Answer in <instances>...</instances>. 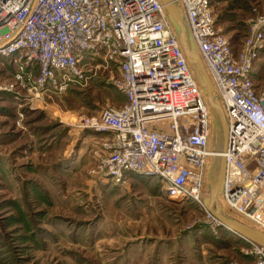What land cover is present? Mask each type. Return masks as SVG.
<instances>
[{"label": "built area", "instance_id": "2783aa9c", "mask_svg": "<svg viewBox=\"0 0 264 264\" xmlns=\"http://www.w3.org/2000/svg\"><path fill=\"white\" fill-rule=\"evenodd\" d=\"M171 1L211 75L226 149L210 150L209 103L160 0H0V60L17 67L0 92L39 102L109 73L126 103L81 124L113 137L97 156L100 173L116 183L131 173L156 177L167 199L194 204L222 227L207 208V165L225 158L221 198L264 230V93L252 79L262 34L235 50L211 0ZM247 241L264 264V245Z\"/></svg>", "mask_w": 264, "mask_h": 264}, {"label": "rangeland", "instance_id": "374dc122", "mask_svg": "<svg viewBox=\"0 0 264 264\" xmlns=\"http://www.w3.org/2000/svg\"><path fill=\"white\" fill-rule=\"evenodd\" d=\"M215 8L217 20L233 18L220 30L235 50L262 34L261 55L264 0H226ZM190 63L207 99L200 72ZM258 67L264 72V61ZM16 68L0 60L1 85ZM108 78L104 73L39 102L27 101L26 92H0V264H255L248 241H233L197 206L167 199L156 177L131 173L116 183L100 173L97 156L113 137L81 124L103 106L126 103ZM208 106L210 148L221 150L226 134ZM221 162L208 161L210 191ZM214 209L249 222L226 206L221 193Z\"/></svg>", "mask_w": 264, "mask_h": 264}, {"label": "water", "instance_id": "95a60500", "mask_svg": "<svg viewBox=\"0 0 264 264\" xmlns=\"http://www.w3.org/2000/svg\"><path fill=\"white\" fill-rule=\"evenodd\" d=\"M163 6L165 7L166 14H167V22L168 25L173 33V35L177 38L180 47L182 48L186 59L188 63H193L195 66H197V69L200 72V75L206 83V90H207V101L210 103V105L219 113V116L221 118V123L223 125L224 132L228 134V126L226 123L225 115L222 112V109L220 107V104L217 102L215 96H214V90L212 87V84L210 83L207 71L205 67L202 64V61L200 59V56L198 54L197 48L192 41L190 35L188 34L187 28L184 25L183 17L181 14L180 9L172 3L171 0H160ZM177 21L179 22L177 24ZM185 30V32H184ZM184 32L185 36V43L183 41V36L181 35V32ZM190 63V64H191ZM225 149H226V143H225ZM225 169H226V159L223 158L221 162V172L218 179V182L216 183L215 187L213 188L212 193H209L208 199H207V208L214 214V216L221 222L222 227L229 228L230 230L234 231L236 234L240 235L241 237L245 238L246 240L257 242L264 245V235L261 233H258L256 231L250 230L248 228H245L243 226H240L236 223H234L231 219L226 218L223 216L219 211H216L214 209L215 202L217 200V195L222 191L223 187V181L225 177ZM174 201V200H170Z\"/></svg>", "mask_w": 264, "mask_h": 264}, {"label": "crops", "instance_id": "0c3cea01", "mask_svg": "<svg viewBox=\"0 0 264 264\" xmlns=\"http://www.w3.org/2000/svg\"><path fill=\"white\" fill-rule=\"evenodd\" d=\"M215 1H216V3H214V0H211L212 4L214 6H216L217 4H220V1L223 2L226 0H219V1L215 0ZM240 8H241L240 10H242V7H240ZM221 16H223V15H221ZM217 21H218L217 26L220 29V25H222V23H225L227 21H233V18L230 20V19H227L226 17H220V19ZM228 37L231 39V37L229 35H228ZM261 61H264V49L262 50L261 55H260L258 61L256 62L254 69H253V72H252V79L255 83V87H256L258 92H262L264 90V72H262L258 69L259 68L258 66L260 65ZM189 204H192V203H189ZM220 230H224L227 233L228 237H231L233 241H237V242L241 241L240 243H243V244L245 243L243 240L240 239V238H242V239H245V238L236 234L234 231L230 230L229 228L223 227Z\"/></svg>", "mask_w": 264, "mask_h": 264}, {"label": "bare ground", "instance_id": "6f19581e", "mask_svg": "<svg viewBox=\"0 0 264 264\" xmlns=\"http://www.w3.org/2000/svg\"><path fill=\"white\" fill-rule=\"evenodd\" d=\"M185 25V24H184ZM181 35H182V32H181ZM183 36V35H182ZM184 40V39H183ZM199 54V53H198ZM200 56V55H199ZM200 59H201V57H200ZM201 61H202V59H201ZM202 64H203V66L205 67V65H204V63H203V61H202ZM206 69V68H205ZM207 71V70H206ZM207 74H208V77H209V80H210V83L212 84V87H213V90H214V96H215V98H216V100H217V102L219 103V100H218V97H217V93L215 92V89H214V86H213V82H212V79H211V75H210V73L207 71ZM205 84V87H206V83H204ZM220 104V103H219ZM212 107V106H211ZM220 107H221V104H220ZM213 108V107H212ZM221 109H222V107H221ZM213 110L215 111V113H217L218 115H219V113L213 108ZM222 112H223V109H222ZM210 117H211V114H210ZM219 118H220V116H219ZM220 122H221V118H220ZM210 125H211V123H210ZM221 126H222V128H223V125H222V123H221ZM224 130V129H223ZM210 132H211V129H210ZM225 133V132H224ZM228 135V134H227ZM224 136H226V135H224ZM223 147H224V145H223ZM211 150V149H210ZM212 151V150H211ZM211 153V152H210ZM221 161V160H220ZM208 166V165H207ZM220 176V175H219ZM218 179H219V177L217 178V182H218ZM224 182V181H223ZM212 189H211V193H212ZM210 193V194H211ZM220 193H221V191H220ZM219 197H220V195H219ZM222 214V213H221ZM223 216H225L226 218H228V219H231L230 217H228L227 215H225V214H222ZM234 223H236V224H238V225H240V226H243V227H245V228H248V229H250V230H253V231H256V232H258V233H261V234H263L264 235V230L263 229H259V228H257L255 225L253 226V225H251L252 223H250V222H248V223H246V221L245 220H243V219H241L242 221H244L245 222V224L247 225H251V228L250 227H248V226H246V225H243L241 222H238V221H235V220H233V219H231ZM253 228V229H252Z\"/></svg>", "mask_w": 264, "mask_h": 264}]
</instances>
